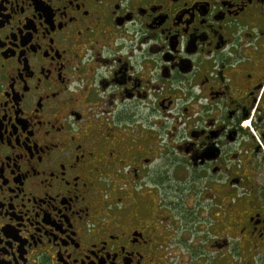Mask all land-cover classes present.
I'll return each instance as SVG.
<instances>
[{"label": "flooded vegetation", "instance_id": "obj_1", "mask_svg": "<svg viewBox=\"0 0 264 264\" xmlns=\"http://www.w3.org/2000/svg\"><path fill=\"white\" fill-rule=\"evenodd\" d=\"M0 264H264V0H0Z\"/></svg>", "mask_w": 264, "mask_h": 264}]
</instances>
